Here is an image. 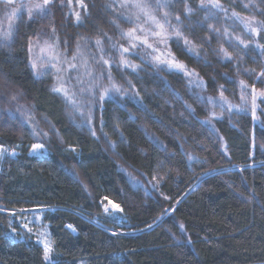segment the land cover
<instances>
[{
	"label": "trees",
	"instance_id": "obj_1",
	"mask_svg": "<svg viewBox=\"0 0 264 264\" xmlns=\"http://www.w3.org/2000/svg\"><path fill=\"white\" fill-rule=\"evenodd\" d=\"M202 2L207 0H170V7L155 13H170L167 50L194 83L182 71L138 64L134 53L124 58L136 69L117 70L122 56L113 48L110 73L127 94L94 98L86 116L53 91L51 71L36 75L30 65L29 41L41 23L61 27L57 6L47 17L29 21L24 14L17 22L14 42L0 47V145L17 152L0 161V264H46L16 213L39 205L54 207L42 212L41 222L57 264H264V164L222 169L250 157L264 162V116L253 122L250 110L221 113L206 104L223 91L239 105V81L250 90L264 71V55L252 43L264 44V32L250 36L232 16L264 20V0H220L227 13L202 9ZM185 4L191 13L185 14ZM174 29L183 35L176 37ZM213 112L221 118L204 124ZM34 127L41 135L31 134ZM41 142L46 156L29 155L30 146ZM102 200L124 209L125 227L98 218ZM123 228L133 233L108 232Z\"/></svg>",
	"mask_w": 264,
	"mask_h": 264
},
{
	"label": "rangeland",
	"instance_id": "obj_2",
	"mask_svg": "<svg viewBox=\"0 0 264 264\" xmlns=\"http://www.w3.org/2000/svg\"><path fill=\"white\" fill-rule=\"evenodd\" d=\"M153 1L154 0H146L148 4H151ZM80 2L81 0H71V3L69 2V0H55L54 5L57 6L59 12V23L57 24V26L61 24V27L55 28V34H53V27L50 25V23L47 24L46 22H43L29 42L38 44V47L34 49V52L30 53V56H32V58H35L36 56H39L41 54L40 48L44 46V41H49V43H52L53 41L56 42V52L59 54L58 59L61 61V64H57V68L62 67L64 69L59 74L60 78L58 79L57 68L51 67V65L48 63H45L44 67L50 69L52 74L50 72L49 73L54 76V79L57 83L56 87L63 86L64 88L68 89L70 93H76V99L80 101V105L76 109L80 114L83 113V115L85 114L86 116L89 115L88 112H90L91 107L94 104L93 99H100L101 95L104 94L105 88H111V86L114 84L116 85V87L120 88L121 91L112 92L108 95H105L104 98L111 97L113 94H127V90L124 89L126 87H124L123 85V87H120L119 85L117 86L116 82L113 80V74L110 73L111 61L108 57V51L110 52V50H113L114 48L117 51L118 55L121 56L122 48H128L129 53H134V56L138 55V64L143 61H149L167 69H170L167 63H157L154 57L160 56L161 60H164L166 57L169 59H172L173 57L167 50V42L169 41V39L161 43L159 41V38L147 35L148 43L153 44V46L157 49V51L153 52L152 49L147 48L146 45L141 43V41L145 39V33L137 31L136 34L140 37V40L135 41L131 40L126 35H122V33H127L130 29L136 27L137 25L143 26L145 29L149 28V25L144 24L143 19L136 21L134 15V12L136 11L135 9L120 7L121 3L126 2V0H82V2L87 6V15H85L84 10L80 8ZM127 2L134 3L135 0H127ZM0 9H2V6H0ZM76 12H80L81 15V22L79 24L76 21ZM96 12H98L100 19L96 16ZM24 14L27 15V13ZM2 16L3 12L2 10H0V18H2ZM129 17L132 18L133 22H128ZM4 23L6 24L7 21H4ZM242 26L244 30V25L242 24ZM105 33L107 34L106 36L104 35ZM113 33L116 34L114 35L115 37L113 36ZM172 35L173 34L169 35L170 38ZM97 39L101 40V45L99 47L96 45ZM133 43H135L137 46L132 47ZM113 45H115V47H113ZM100 48H102L103 51H100ZM136 51H138V53H136ZM74 55L76 56V60L72 59ZM93 57H95V59H93ZM101 57H103V59H101ZM104 60L109 61V63L105 64L103 62ZM84 61H87V65L84 64ZM70 64H75L77 66L76 70L71 69L69 67ZM129 65L134 64L130 61ZM122 67L133 69L131 66H125L124 64L120 63V67H117V70H121ZM175 70L184 72L186 78L194 83V79H190L192 78L191 75L186 74V72L183 70ZM88 73L91 74L89 75ZM187 73L189 72L187 71ZM109 75L111 76V79L108 78ZM81 81L83 83H81ZM82 88L91 89V92H81ZM60 95L64 98L63 93H60ZM70 108L73 107L70 105ZM0 147L8 150L7 153H5L4 157H13L17 153L15 149H8L7 147H4L2 145H0ZM31 148L32 146H30L28 150V154L31 156L43 158L47 154L45 149L42 153H33L31 152ZM13 151L15 152L14 155L11 154L13 153ZM252 159L253 157H250L248 159L250 160V162L247 164H231L223 167L222 169L224 171H236L246 167H254L256 165H260L261 163L264 164L263 161L253 162L251 161ZM1 160L2 159H0V161ZM210 174L212 173L209 171L205 172L200 175V178L203 179ZM197 182L198 181H196V183ZM113 204L114 203L112 202L109 203V201L102 200L101 206L103 215L98 218L106 221L112 226L115 225L125 227L120 217L121 212L113 210ZM105 206L108 207V212L105 211ZM53 209L54 207L51 206L39 205L28 209H21L16 212L18 214H21L18 219L22 231L27 233L42 248V251L44 249V243H48L52 247V249L53 245L51 243V240L49 239L46 225L41 222V214L43 211L51 212ZM169 212L170 209H166L164 211V214L160 216L155 223H158L159 220L161 221V219ZM124 229L125 228H123V230L109 229L108 232L110 234L133 233L132 230ZM146 229L148 230L149 228ZM11 236H20V238H22V235L18 231H11ZM41 241H43L44 243H41Z\"/></svg>",
	"mask_w": 264,
	"mask_h": 264
},
{
	"label": "snow or ice",
	"instance_id": "obj_3",
	"mask_svg": "<svg viewBox=\"0 0 264 264\" xmlns=\"http://www.w3.org/2000/svg\"><path fill=\"white\" fill-rule=\"evenodd\" d=\"M71 3V0H69ZM55 4V0H0V6H2V12L3 16L0 18V47H10L11 44L14 42L16 35L19 31V25L18 21H21L23 19L24 13H27L28 20L33 21L37 18H44L50 15L52 6ZM80 8L84 10L85 15H87V6L82 2H80ZM120 7L122 8H131L135 9L134 12L136 21H139L143 19L144 24L149 25L148 29H145L143 26L137 25L136 27L130 29L127 33H122V35L128 36L131 40H140V37L136 34L137 31L145 33V39L141 41L142 44L146 45L147 48L152 49L153 52L157 51L156 47L153 46V44L148 43L147 35H151L153 37L159 38V41L161 43L167 41L170 39V36L168 35L169 29H172V25L170 24L168 17L170 15L169 12H164L161 17H157L155 14L156 11H158L161 8H168L170 7V0H156L155 8H153L152 5L148 4L146 0H135V2H124L121 3ZM244 8L250 7L249 4H244ZM200 8L202 9H217L219 11H224L227 13V9L224 8L223 4L220 2V0H207V2H202L200 5ZM185 14H189L193 11L191 7H189L187 4H185ZM264 14V13H262ZM232 16L240 20L241 23L244 25V31L249 34L250 36H256L259 37L261 32H264V20H257L255 16L252 17H245L243 20H241L239 13L233 12ZM76 21L79 24L81 22V15L80 12L75 13ZM4 21H7L5 24ZM128 22H133L132 18H128ZM114 23V21H113ZM176 23L179 25L182 23L181 18L179 15L176 16ZM211 28V26H210ZM214 31H218L213 29ZM53 34H55V27L52 28ZM175 36L181 37L183 33L179 29H174ZM227 29H225V35H227ZM107 35L106 33L104 34ZM236 39L239 41L241 45L245 49L249 48L250 43L246 42L243 39H240L239 37H236ZM190 42L185 40V44H189ZM252 43H255V47L261 50V54L264 55V44H260L259 42L253 41ZM96 45L99 47L101 45V40H96ZM137 45L135 43L132 44V47H136ZM38 47V44H33L29 42L28 45V51L29 53H33L34 49ZM115 47V45H113ZM57 44L55 41L52 43H49V41H44V46L40 48V55L36 56L35 58H32L30 56V65L33 69L34 74L42 75L46 74L48 71H50L49 68H45L44 64L48 63L53 68H57V64H61V61L58 59L59 54L56 52ZM100 51H103L102 48L99 49ZM221 52H223L224 57L228 60H230L232 57L230 54L225 51L224 49H221ZM129 53L128 48H122L121 50V63L125 66H131L133 70L136 69L135 65H129V62L127 59L124 58V54ZM73 60H76V56L74 55L72 57ZM95 59V57H93ZM103 59V57H101ZM157 63H167L169 65V68H175L177 70H183L188 75H193L192 73H187V70L184 65L176 62L174 58L169 59L165 58L164 60H161L160 56L154 57ZM105 64L109 63V61L104 60ZM84 64L87 65V61H84ZM69 67L73 70H76L77 66L75 64H70ZM64 69L62 67L57 68V75L58 79L60 78L59 74ZM247 71V70H246ZM89 75L91 73H88ZM251 74V73H249ZM111 79V76L108 77ZM256 82L264 85V71H261L259 74L256 75ZM256 82H254L251 85V88L249 90V85L244 81H239V89H240V101L241 103L239 105H232L228 99L223 95V91L220 93L219 100H217L215 97H208L206 104H213L215 106H218L221 109V113H223L225 110L228 112H232L233 109H235L237 112H248L250 110L251 116L253 121L260 120V116H264V110L261 109V104H264V88L258 89L256 87ZM81 83H83L81 81ZM197 83L199 85V79L197 78ZM221 89H223V86H221ZM53 91L57 93H63L65 100L74 108L76 109L80 105V101L76 99V93H70L68 89L61 87H56L53 89ZM88 91L91 92V89H81V92ZM121 89L116 87V85H112L111 88H105L104 94L101 95L100 99L103 100L105 95H108L112 92H120ZM12 100H16L17 97L13 95L11 97ZM204 98L201 97V100ZM87 102V101H85ZM227 106V107H225ZM259 112V115H258ZM83 115V113H81ZM221 117L217 116L214 112L210 114V118L203 121L204 124L212 125L213 119L219 120ZM31 119V117L29 118ZM28 121H22L21 126L23 124H26ZM88 122H91V117L88 118ZM33 136L41 135V132L37 128H33V131L31 133ZM44 136L47 135V133H43ZM92 135L96 136V132L93 130ZM45 149V145L41 143H34L31 148V152L33 153H42ZM74 150V149H73ZM7 149L0 147V159H3L5 156V153H7ZM12 155L15 154L11 153ZM191 159V157H189ZM111 203V201H109ZM113 210L117 212H123L124 209L120 207L118 204L112 205ZM0 211H3V209H0ZM105 211L108 212V207L105 206ZM69 228H72V225H68ZM181 228H183V225H181ZM75 230V229H73ZM115 235V233H113ZM41 243H44L41 241ZM53 249L48 243H44V249H43V258L46 264H57L56 261L53 260Z\"/></svg>",
	"mask_w": 264,
	"mask_h": 264
},
{
	"label": "water",
	"instance_id": "obj_4",
	"mask_svg": "<svg viewBox=\"0 0 264 264\" xmlns=\"http://www.w3.org/2000/svg\"><path fill=\"white\" fill-rule=\"evenodd\" d=\"M159 221H160V220H159ZM159 221H158V222H159ZM156 224H157V223H155L154 225H156ZM154 225H153V226H154ZM153 226H152V227H153ZM152 227H150L149 229H151ZM149 229H148V230H149Z\"/></svg>",
	"mask_w": 264,
	"mask_h": 264
},
{
	"label": "bare ground",
	"instance_id": "obj_5",
	"mask_svg": "<svg viewBox=\"0 0 264 264\" xmlns=\"http://www.w3.org/2000/svg\"><path fill=\"white\" fill-rule=\"evenodd\" d=\"M261 164H263V163H261ZM261 164H260V165H261ZM256 166H257V165H256Z\"/></svg>",
	"mask_w": 264,
	"mask_h": 264
}]
</instances>
